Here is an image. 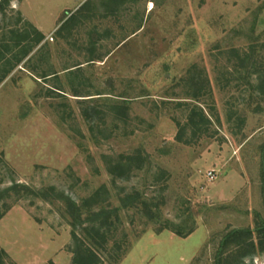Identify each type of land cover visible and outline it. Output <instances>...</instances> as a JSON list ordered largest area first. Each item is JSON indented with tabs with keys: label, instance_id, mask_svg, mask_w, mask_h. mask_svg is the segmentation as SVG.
Here are the masks:
<instances>
[{
	"label": "rangeland",
	"instance_id": "obj_1",
	"mask_svg": "<svg viewBox=\"0 0 264 264\" xmlns=\"http://www.w3.org/2000/svg\"><path fill=\"white\" fill-rule=\"evenodd\" d=\"M29 24L43 38L0 82V191L19 182L54 197H0V264H74L59 194L82 220L118 209L110 245L129 248L117 264H264V0H9L0 77L19 50L12 31L33 35ZM186 103L211 119L188 143L176 137ZM137 150L147 161L109 171ZM133 192L154 217L124 205ZM166 223L192 231H157ZM248 230L251 251L223 247Z\"/></svg>",
	"mask_w": 264,
	"mask_h": 264
},
{
	"label": "trees",
	"instance_id": "obj_2",
	"mask_svg": "<svg viewBox=\"0 0 264 264\" xmlns=\"http://www.w3.org/2000/svg\"><path fill=\"white\" fill-rule=\"evenodd\" d=\"M9 0H0V5H2L3 2H8ZM79 10V9H78ZM74 15H72L68 20L73 18ZM65 22L62 26L66 25ZM31 31L33 35L29 34L28 29L26 27L20 28L18 31H12L14 33V36L12 38L13 46L19 47V50L13 54V59L15 60L12 65L10 64L8 67L2 68V76L0 77V82L4 78V76L16 65L19 64L20 61H22L24 58H26L30 52L34 49L36 45L39 44V42L42 40L43 35L40 31H38L36 28L31 26ZM61 26V27H62ZM60 27V28H61ZM10 50L9 42H6V44L2 45L0 47V64L1 61L5 60V55H7L5 52ZM5 51V52H3ZM8 53V52H7ZM248 58V56L246 55ZM31 58V56L28 58V60ZM74 69H70L68 71H73ZM52 74V73H50ZM47 73H44L41 75V78H46L48 75ZM54 74V73H53ZM250 72H246L245 77H249ZM250 86L251 83L248 82ZM253 86V85H252ZM256 89H260L261 91L264 90V71L262 73V78H259V83L257 86H255ZM202 88H199L201 90ZM200 93L194 94V99H197ZM188 107V113H187V119L185 123V128L180 127L179 132L177 133L176 137L179 141H184L185 143H188L189 141H192L193 137L198 138L201 135H207L209 133L208 125L211 124V119L208 117V115L205 113L203 108L199 105L186 103ZM120 108L127 109L126 106H120ZM120 111V110H119ZM118 111V112H119ZM120 113L125 114V111H120ZM126 115V114H125ZM180 126V124L178 123ZM190 128L192 130V133L190 137H188V140H183L182 137H184L185 132L184 130ZM121 159H118L117 162L114 165H111L109 167V171L117 176H127L129 173L127 171L131 170V167L139 166L141 163L147 161V158L145 155L141 153V150H137L134 153L130 154H122ZM126 171V172H125ZM126 173V174H125ZM263 176V192H264V172L262 174ZM54 187H49L48 189L43 190H36L31 188L30 186L19 183V182H13L10 186L4 188L2 190V193L0 191V197L6 198H12L15 196V199H20L22 197H36V198H42L44 200L52 201V198L54 197L53 191ZM53 194V196H51ZM4 195V196H1ZM60 199L65 201V205L68 208L69 213L72 216V219L70 220V224L72 226L71 230V236L73 239V247L71 252L73 253L72 261L74 264H104L102 257L103 254H107V262L105 264H117L120 258L125 255V253L128 251L129 244L124 243L125 240H122L123 244H120L119 242L115 241L114 246L110 245V238L112 236V229L111 226L114 224L111 220L112 212H117V208L114 210H106L104 208H101L99 212H92L90 214L89 218L82 220V211L81 207L71 198L64 197L63 194H59ZM93 203H97L98 200H92ZM124 205L129 204H135L140 203L142 206V209H144L145 213L149 217H154L156 213L152 212V205L150 202H148L146 199L141 198V195L138 194V192H133L132 194H128L123 199ZM131 204V205H132ZM10 206L8 204L5 205L4 210H0V218L4 214L6 210H8ZM117 216V214H116ZM85 222H88L87 225H85ZM264 222V221H261ZM257 230H260V227H263L264 225L260 226L257 225ZM80 227V234L77 232V229ZM170 229L174 233L178 235H185L192 231V227H190L186 232H183L181 229H178L174 227L173 225L169 224H163L161 225L157 231H162L163 229ZM251 232L250 230L246 232H235L234 234H228L223 242V247L226 248L229 246V244L234 245L236 247L234 250L236 252H241L242 255L248 253L252 250L253 243L247 242L246 240L250 237ZM234 251V252H235ZM3 250L0 249V254H3ZM224 253V252H222ZM231 254V253H230Z\"/></svg>",
	"mask_w": 264,
	"mask_h": 264
},
{
	"label": "built area",
	"instance_id": "obj_3",
	"mask_svg": "<svg viewBox=\"0 0 264 264\" xmlns=\"http://www.w3.org/2000/svg\"><path fill=\"white\" fill-rule=\"evenodd\" d=\"M208 176H209V178H212L213 177L212 172H208Z\"/></svg>",
	"mask_w": 264,
	"mask_h": 264
},
{
	"label": "bare ground",
	"instance_id": "obj_4",
	"mask_svg": "<svg viewBox=\"0 0 264 264\" xmlns=\"http://www.w3.org/2000/svg\"><path fill=\"white\" fill-rule=\"evenodd\" d=\"M153 7V5H152V3L150 4V8H152Z\"/></svg>",
	"mask_w": 264,
	"mask_h": 264
}]
</instances>
